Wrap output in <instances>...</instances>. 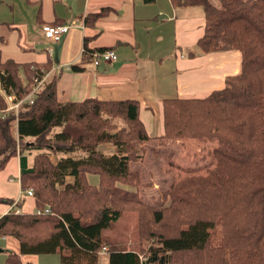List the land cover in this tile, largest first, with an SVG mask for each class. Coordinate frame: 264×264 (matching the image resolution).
<instances>
[{
	"label": "trees",
	"instance_id": "trees-1",
	"mask_svg": "<svg viewBox=\"0 0 264 264\" xmlns=\"http://www.w3.org/2000/svg\"><path fill=\"white\" fill-rule=\"evenodd\" d=\"M171 1L175 6L200 7L205 28L198 47L205 53L238 50L241 71L227 76L223 88L205 97L164 99L165 132L159 138L148 134L138 100L88 97L82 101H61L59 76L53 71L34 101H22L19 111L7 110L8 103L0 93V157H4L0 171L20 152L21 188L33 190L36 205L32 212H18V207L13 206L0 217V237L17 239L20 246L19 252L8 253L5 264H24L20 254L50 253H58L61 264H191V260H180L178 256L190 250L208 253L209 242L219 227L218 221L208 215H198L185 226L176 227L174 235L160 232L154 236L156 241L150 237L154 242L140 249L143 254L138 249L119 247L104 235L122 215L119 206L105 205L108 193H118L122 202L128 203L139 197L135 191L116 185L130 182L133 143L162 140L171 130L181 135L196 116L203 118L204 124L200 121L198 129H205L218 141L213 151L215 168L210 174L226 188L220 190L219 211L226 212L228 217L232 205H241L237 211L246 214L247 219L242 226L232 222L236 225L231 227V233L226 239L220 238L222 242L215 246L217 258L225 264H264V0H218L220 6L211 0ZM105 13L106 8L89 13L85 23L94 24ZM87 43L86 38L81 65L71 67L75 71L93 63L96 52L114 49L93 48ZM51 70L49 60L21 63L0 57V85L6 93L23 99L30 93L34 77L42 78ZM121 117L129 122L127 128L117 123L116 118ZM54 126L61 129L53 132ZM28 137L37 142L19 149V143ZM103 141L115 146L112 155L97 153L94 144ZM30 147L63 152L65 156L54 163L45 153L29 165L24 149ZM79 148L99 157L97 189L87 179L85 163L91 159L70 154ZM68 177L73 181L67 182ZM228 198H232V204ZM135 200L143 203L140 197ZM45 207L50 208L49 213L37 212ZM149 209L153 223L166 229L164 210ZM138 210L143 211V206ZM237 214L234 212V216ZM107 247V260L102 261L100 253Z\"/></svg>",
	"mask_w": 264,
	"mask_h": 264
},
{
	"label": "crops",
	"instance_id": "crops-1",
	"mask_svg": "<svg viewBox=\"0 0 264 264\" xmlns=\"http://www.w3.org/2000/svg\"><path fill=\"white\" fill-rule=\"evenodd\" d=\"M103 8L106 13L94 24L85 23L86 15ZM199 8L175 6L171 0H0V57L21 63L51 61L63 102L88 97L138 100L148 134L160 137L165 132L164 99L205 97L241 71L238 50L205 53L198 47L205 28ZM50 23L71 24L61 42L43 36L42 25ZM86 38L89 47H113L115 60L72 69L81 61ZM20 175L17 154L0 171V217L14 203L22 211L36 208L32 196L17 201ZM0 239L9 249L0 255L3 261L11 251L19 252L17 239ZM20 256L24 264H36L39 257Z\"/></svg>",
	"mask_w": 264,
	"mask_h": 264
},
{
	"label": "rangeland",
	"instance_id": "rangeland-1",
	"mask_svg": "<svg viewBox=\"0 0 264 264\" xmlns=\"http://www.w3.org/2000/svg\"><path fill=\"white\" fill-rule=\"evenodd\" d=\"M211 1L220 6L218 0ZM186 52L184 54H187ZM52 71L53 69L45 72L42 79L37 76L34 77L33 89L37 87L39 91L44 83L51 78ZM7 110L19 111V108L16 109V105L8 103ZM193 119L194 121L189 128L185 129V132L181 135L171 130L169 136L164 137L162 140H152L145 144L133 143L128 171L130 182L126 184L117 183L116 185L122 189L126 187L131 191H135L147 206L145 207L143 203L135 200L139 197L131 198L134 201L128 203L122 202L120 194L108 193L109 195L104 201L105 205L119 206L122 215L111 227L105 230L104 235L113 240L119 247L138 249L143 254L145 252L140 249L156 241L154 238L156 234L167 232L166 234L174 235L176 227L185 226L189 220L195 219L198 215H208L215 218L219 225L218 232L214 231V236L209 242V252L190 250L182 252L178 257L180 260L181 258L191 260V264H225L220 257L217 258L219 254L215 246L222 242L220 238L226 239L228 234L231 233V227L236 225V223H232L233 221L241 224V226L246 225V214L237 211L241 205H232L234 211L231 208V214L228 217L226 212L223 214L222 211H219L220 201L222 200L220 190H226V188L220 185L219 180L210 174V170L215 168L216 159L213 151L215 146L218 145V141L213 134L207 133L205 129L201 130L200 127L198 129L197 125L200 121V124L204 126L202 123L203 118L196 116ZM116 120L120 126L123 125L125 128H127V124L129 125V122H126L122 117L116 118ZM184 125V128H186V123ZM60 129L61 126H54L52 131H59ZM156 137L159 138V136ZM35 142H37L36 138L28 137L23 143H19V145L21 144L19 149ZM94 147L98 154L102 153L105 156H110L115 152V146L110 142L103 141V143L94 144ZM24 151L32 164L37 157L45 153H49V159L54 163L65 156L63 152H51L46 148L30 147L24 149ZM70 154L86 160L91 159L90 162L85 163L87 164L86 168H88L87 179L88 183L95 186L94 189H97L100 183L99 174L96 173V170L100 167L97 154L91 155L89 151L80 148ZM3 158V156L0 157V161ZM66 181L72 182L73 178L68 177ZM58 185L63 186L59 183ZM21 192L19 201L27 197L23 196L24 190ZM228 199L232 204V198ZM13 206L19 207L18 204H13ZM139 206H143L144 212L138 210ZM149 208H162L164 210L168 224L166 229L153 223L148 214L150 212ZM234 212L238 214L234 216ZM217 235L219 236L217 237ZM150 237L154 238V241ZM4 242L3 239H0V255L9 250ZM108 248L102 249L100 260H107ZM38 256L36 264H61L58 253L38 254ZM0 264H5V261L1 258Z\"/></svg>",
	"mask_w": 264,
	"mask_h": 264
},
{
	"label": "built area",
	"instance_id": "built-area-1",
	"mask_svg": "<svg viewBox=\"0 0 264 264\" xmlns=\"http://www.w3.org/2000/svg\"><path fill=\"white\" fill-rule=\"evenodd\" d=\"M70 28H71V24H58V25L44 24L42 26V31H43V36L47 40H50L53 43H59L67 35ZM48 51L51 54L53 53L51 47L48 48ZM115 56H116V53L114 50H106V51H102V52H96L94 54L93 64L99 65L102 62L109 63V62L115 60V58H116ZM35 79H37V78H35ZM37 92H38L37 87H35L34 89L32 87V91L30 93H28L25 96V98L18 100L14 94H8L5 91H3V89L1 88V85H0V93L4 96L5 100L9 104L11 103V104L16 105V109H18L20 107L22 101L29 100L30 102H33L35 97H36ZM21 194H22V192H21ZM32 195H33L32 189L24 190V192H23V196H32ZM19 200L20 199H18L17 201H19ZM16 204L17 203H14V205H16ZM17 211L19 212V208L17 209ZM37 212L38 213H42V212L49 213L50 208L45 207L43 210L37 209Z\"/></svg>",
	"mask_w": 264,
	"mask_h": 264
}]
</instances>
